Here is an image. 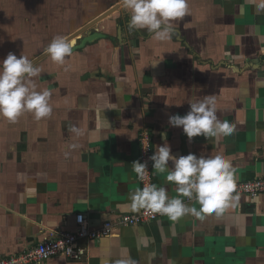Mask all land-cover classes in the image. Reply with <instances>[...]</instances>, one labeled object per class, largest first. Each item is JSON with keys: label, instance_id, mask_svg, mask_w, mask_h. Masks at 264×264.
<instances>
[{"label": "crops", "instance_id": "obj_1", "mask_svg": "<svg viewBox=\"0 0 264 264\" xmlns=\"http://www.w3.org/2000/svg\"><path fill=\"white\" fill-rule=\"evenodd\" d=\"M261 3L187 0V14L161 41L129 29L122 0H0V60L9 52L27 56L42 69L33 78L37 90L53 89L49 117L38 121L26 111L14 123L0 118V258L52 231L76 230L80 219L97 227L139 212L123 206L141 188L131 164L139 160L144 127L152 131L153 152L167 133L177 157L224 155L236 182L264 176ZM56 36L75 39L63 64L46 52ZM207 96H215L218 119L235 130L189 142L169 116L186 115L189 100ZM155 175L158 187L177 195L166 173ZM239 197L235 207L203 219L164 216L122 226L91 241L85 259L44 264H264V193ZM185 203L199 209L195 199Z\"/></svg>", "mask_w": 264, "mask_h": 264}, {"label": "clouds", "instance_id": "obj_2", "mask_svg": "<svg viewBox=\"0 0 264 264\" xmlns=\"http://www.w3.org/2000/svg\"><path fill=\"white\" fill-rule=\"evenodd\" d=\"M123 7L130 10L129 29H146L158 40L170 39L175 31L172 22L183 18L188 11L187 0H122ZM264 8V0L260 5ZM74 41L56 36L47 46L46 52L53 62L63 64L72 54ZM42 69L37 67L25 55L19 57L9 52L0 60V118L14 123L24 112L33 114L34 119L49 117L53 108L50 104L53 89L37 90L33 80L40 76ZM190 111L186 115H171L168 122L172 127H181L191 142L195 137L206 140L229 136L235 130V124L217 117L215 96H207L196 102L189 100ZM80 135L76 126L70 129ZM165 143L157 146L149 157L152 169L166 173L168 183L176 185V196H169L164 186L144 184L129 193L130 203L123 210L148 209L166 215L175 221L185 215L203 219L204 214L223 213L228 206L235 207L239 202L236 193V168L224 155L197 156L194 153L177 157L167 143V133L162 134ZM72 148L78 145H71ZM147 150V149H145ZM171 162V165H170ZM132 171L143 181L147 162H132ZM195 199L199 209L185 203ZM115 264H132L129 260H117Z\"/></svg>", "mask_w": 264, "mask_h": 264}, {"label": "built area", "instance_id": "obj_3", "mask_svg": "<svg viewBox=\"0 0 264 264\" xmlns=\"http://www.w3.org/2000/svg\"><path fill=\"white\" fill-rule=\"evenodd\" d=\"M140 162H147L148 169L144 180L138 178L140 187L144 184H155V170L152 169V161L149 157L153 152V134L149 127H144L140 134ZM147 149V150H145ZM236 193L257 197L264 193V176H258L251 180L236 182ZM188 200L184 198V201ZM166 215L155 213L148 209H141L136 213L117 214L116 217L102 222L100 226H91L84 219L77 223L76 230L52 231L38 244L0 258V264H44L52 257H64L72 260H82L88 256L89 243L100 238L113 235L122 226H138L157 220Z\"/></svg>", "mask_w": 264, "mask_h": 264}, {"label": "rangeland", "instance_id": "obj_4", "mask_svg": "<svg viewBox=\"0 0 264 264\" xmlns=\"http://www.w3.org/2000/svg\"><path fill=\"white\" fill-rule=\"evenodd\" d=\"M71 41H75L74 37L70 38Z\"/></svg>", "mask_w": 264, "mask_h": 264}, {"label": "bare ground", "instance_id": "obj_5", "mask_svg": "<svg viewBox=\"0 0 264 264\" xmlns=\"http://www.w3.org/2000/svg\"><path fill=\"white\" fill-rule=\"evenodd\" d=\"M106 12H107V11H106ZM108 12H109V11H108ZM104 15H106V14H104ZM104 15H103V16H104ZM98 17L100 18V17H101V15H100V16H98ZM91 23H92V22H91ZM78 35H79V34H78ZM35 60H36V59H35Z\"/></svg>", "mask_w": 264, "mask_h": 264}]
</instances>
